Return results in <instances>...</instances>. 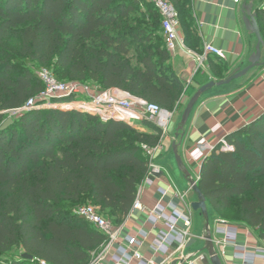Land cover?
<instances>
[{
	"label": "trees",
	"instance_id": "obj_1",
	"mask_svg": "<svg viewBox=\"0 0 264 264\" xmlns=\"http://www.w3.org/2000/svg\"><path fill=\"white\" fill-rule=\"evenodd\" d=\"M183 43L196 48L193 0H167ZM264 43V12L256 11ZM161 17L141 0H0V264H92L107 237L75 213L91 206L114 226L147 177L161 133L59 108L14 111L59 82H94L173 112L185 89L169 72ZM32 66L33 70L29 68ZM220 80L225 67L211 65ZM201 162L197 185L215 216L264 240V114ZM28 255L31 260L23 259Z\"/></svg>",
	"mask_w": 264,
	"mask_h": 264
},
{
	"label": "crops",
	"instance_id": "obj_2",
	"mask_svg": "<svg viewBox=\"0 0 264 264\" xmlns=\"http://www.w3.org/2000/svg\"><path fill=\"white\" fill-rule=\"evenodd\" d=\"M245 3H253L252 12L256 9L264 12V0H241L239 3L234 0H193L198 44L194 49L185 45L186 50L177 48L174 53L170 54L167 62L168 70L180 81L186 92L181 97L179 107L173 111V118L169 123L167 133L160 136L154 160V163L168 178L169 184L157 179H154L150 184L143 181L138 188L137 196L145 211H131L121 224L118 242L102 251L99 264H112L119 244H124V238L130 236L141 239V231L148 233V236L144 239L143 246L138 249V252L144 260L152 257L150 245L162 223L152 226L149 213L158 204L165 208L167 215L171 213V206H173L177 211L183 212L189 217L192 239L182 248L178 247V244L173 245L171 254L157 255L154 257L156 263L180 264L182 260L190 258L192 264H211L206 250L205 237L208 231L213 237L215 230L219 227L216 221L223 219L215 216L212 211V223L209 225L208 217L205 219L199 211H193L190 208V205L197 199L196 195L189 191L188 180L197 179L201 161L191 160L189 153L201 140L213 149L221 144L225 137L256 121L264 114V47L260 48L261 55L258 66L229 84L214 86L200 96L184 128L180 126V112L199 88L209 82L217 83L225 80L233 71H241L249 65L248 60L255 52L257 40L245 29L243 22V5ZM262 28L264 30V24H262ZM180 36L183 39L182 31ZM206 45L224 50L226 59L220 60L209 55L202 64H199L195 56L200 55ZM211 65L214 68L225 67L226 70L223 73L225 78L220 80V76L214 74ZM136 129L140 132H149L148 128L141 123ZM173 144L177 146L178 154L189 174V179H185L177 168L173 155ZM176 172H179V175ZM177 183L182 185L183 190L179 189ZM159 188H169L165 197H160ZM183 194L185 196L182 197ZM209 209L212 210L207 204L208 215ZM228 223L237 225V244L239 246H245L249 252L264 249V240H260L253 230L242 224ZM217 237L219 239L220 236ZM213 247L222 264H240V261L233 257L234 249L232 247H221L215 243ZM200 254H204L206 258L198 259L197 256ZM132 264H139V262L133 261ZM255 264H264V262L257 259Z\"/></svg>",
	"mask_w": 264,
	"mask_h": 264
},
{
	"label": "built area",
	"instance_id": "obj_3",
	"mask_svg": "<svg viewBox=\"0 0 264 264\" xmlns=\"http://www.w3.org/2000/svg\"><path fill=\"white\" fill-rule=\"evenodd\" d=\"M141 1L150 3L158 11L161 17V28L167 51L171 54L174 53L177 48L186 50L183 39L180 36V24L173 6L169 4L167 0ZM234 1L239 3L241 0ZM209 55L215 56L220 60L226 59V52L212 45L204 46L203 52L200 55L197 54L195 59L199 64H202ZM37 76L43 85L42 91L34 98L28 100L23 107L14 110L17 114L29 110L51 108H59L65 111L75 110L93 117H98L103 122L110 120L124 122L135 129L139 123L146 121L159 129L162 136L167 133L169 123L173 118V112H168L161 109L156 104H151L132 97L121 90L93 91L89 86L83 83L59 82L56 80L54 74L46 69L39 70ZM158 147L159 146L146 149L147 157L150 162V171L144 181L149 184L155 179L151 176V172L162 171L154 163ZM221 148L223 150L231 149L224 140L221 141ZM212 150V148L208 147L205 142L201 140L197 143L195 149L189 153V157L195 162H202ZM198 179L197 177L194 181L197 182ZM168 189L169 188L158 189L161 198L167 195ZM189 191H191V186H189ZM183 196H185V194H183L182 197ZM171 207L172 211L169 215L166 214L165 208L160 204L149 213L152 226L162 223L161 228L150 245V252L152 255L150 259L144 260L142 255L138 252V249L143 246L144 239L148 236V233L141 231V239L130 236L124 238V244H119L118 250L113 257L112 264H132L133 261H138L139 264H157L154 257L157 255L165 256L169 253L171 254V247L175 244H178V247L182 248L190 242L192 235L190 233L191 221L189 217L183 212L177 211L175 207ZM131 211H145L138 196H136ZM75 213L82 216L89 224L107 237L103 250L113 243L118 242L121 225L114 226L111 221L105 219L98 213L97 208L83 206L76 209ZM216 223L219 227L214 232L215 235L212 237V244L215 243L221 247H232L234 249L233 257L239 260L240 264H255L257 259L264 262V249H256L255 251L249 252L246 250L245 246H239L237 244V225L230 224L221 219L217 220ZM216 236H220L219 239L218 237L216 238ZM101 253L92 264H99L101 262ZM197 258L203 260L206 256L200 254ZM181 262L184 264H192L190 258L184 259ZM39 264L47 263L41 261Z\"/></svg>",
	"mask_w": 264,
	"mask_h": 264
},
{
	"label": "water",
	"instance_id": "obj_4",
	"mask_svg": "<svg viewBox=\"0 0 264 264\" xmlns=\"http://www.w3.org/2000/svg\"><path fill=\"white\" fill-rule=\"evenodd\" d=\"M253 10V3H245L243 5V13H244V18H243V22L245 25V29L247 30V32H249L250 34L254 35L256 37L257 40V44L255 47V52L250 56L248 63L249 65L244 68L243 70H235L233 71V73L225 80L219 81L217 83L215 82H209L207 84H205L204 86H202L201 88L198 89V91L191 97V99L189 100V102L187 103L182 116H181V120H180V126L182 128H184L187 124L188 118L190 116L191 111L193 110L195 104L197 103L198 99L200 98V96L202 94H204L206 91H208L209 89L213 88L214 86H222V85H227L229 84L231 81L236 80L242 76H244L250 69L258 66L260 64V48L264 47V43L260 34V30H259V26L257 23V16H256V10ZM10 124H12L11 119H7L3 125L1 126V129H5L6 127H8ZM173 155L175 158V162L177 165V168L179 169V171L182 172V174L184 175L185 179H189V174L183 164V161L181 159V157L178 154L177 151V146L175 144H173ZM151 176H153L155 179L162 181L166 184H169V180L168 178L164 175L163 171H158V172H151ZM189 181V186H191V191L196 195V199L197 201L192 203L190 205V208L193 211H199L201 213V215L207 219L208 217V211H207V204H206V199L203 196V194L200 192L197 182H195L194 180H188ZM206 250H207V254L209 257V262L211 264H222L220 261V258L218 257V255L216 254V252L214 251V247L212 244V237L208 231L206 237ZM23 259H27V260H31V257L28 255H23L22 256ZM180 264H184L183 262H181Z\"/></svg>",
	"mask_w": 264,
	"mask_h": 264
},
{
	"label": "rangeland",
	"instance_id": "obj_5",
	"mask_svg": "<svg viewBox=\"0 0 264 264\" xmlns=\"http://www.w3.org/2000/svg\"><path fill=\"white\" fill-rule=\"evenodd\" d=\"M220 67H222V66H220ZM29 68H30L31 70H33L32 66H29ZM52 73H53V72H52ZM64 82H66V81H64ZM85 85L89 86L93 91H100V89L97 88V84L94 83V82H89V83H87V84H85ZM184 109H185V108H184ZM184 109H181V112H180V115H181V116H182V113H183ZM3 115L5 116V121H6L7 119H11V121L13 122L14 119H15L19 114H17L16 111H5V112H3ZM136 123H138V122H136ZM139 124H140V123H139ZM176 173H177V175H179V172H176ZM176 182H177V181H176ZM177 185H178V187H179L180 190H183L181 184L177 183ZM80 207H83V206H80ZM80 207H78V208H80ZM208 221H209L208 224L210 225V224L212 223V210H210V209H209ZM225 221H227V220H225Z\"/></svg>",
	"mask_w": 264,
	"mask_h": 264
}]
</instances>
